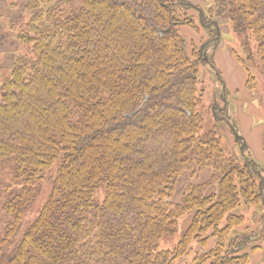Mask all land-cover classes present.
I'll return each mask as SVG.
<instances>
[{"label": "trees", "instance_id": "trees-1", "mask_svg": "<svg viewBox=\"0 0 264 264\" xmlns=\"http://www.w3.org/2000/svg\"><path fill=\"white\" fill-rule=\"evenodd\" d=\"M175 3L28 0L10 23L22 50L0 81V264L250 263L260 245L236 227L264 203V169L240 138L236 155L203 129L199 82L227 23L256 87L264 0H209L191 53L180 28L195 22Z\"/></svg>", "mask_w": 264, "mask_h": 264}, {"label": "rangeland", "instance_id": "rangeland-1", "mask_svg": "<svg viewBox=\"0 0 264 264\" xmlns=\"http://www.w3.org/2000/svg\"><path fill=\"white\" fill-rule=\"evenodd\" d=\"M27 1L0 0V81L8 74L15 55L22 50V46L20 48L16 39L11 36L10 23L23 16V7ZM174 1L176 2L174 4L176 14H188L195 22V27L183 25L180 28L188 43V52L191 53L193 46L198 49L206 41L207 35L204 26L200 22L199 13L200 9L205 12L210 3L209 0ZM251 43L252 50L255 53L256 42L252 39ZM235 51L241 53L238 40L230 30L229 25L223 23L221 24L219 39L209 44L203 51L204 57L210 59V61L202 63L200 67L199 88L202 90V101L199 110L204 118L203 129L216 123L226 150L236 155L241 153L240 146L236 141L237 138H240L242 145L246 146L245 153H250L252 158L264 169V68L260 67V69L254 70L257 85L253 90L248 89L246 87V69L238 61ZM216 106L226 108L229 123L235 129V132L231 130V127L225 121H214L213 109ZM56 165H54L52 172L56 169ZM49 191V184L48 186L45 185L32 212L26 216L24 224L33 219V216L36 215L45 202ZM180 193L181 191L178 190L175 200H178ZM242 212L245 221L236 227V230L239 232L254 231L253 234L257 239L255 241L260 245V247L249 253V264H264V241L261 239V237H264V234H262L263 229H261L264 225V203L250 209L243 208ZM1 217L0 215V225L2 224ZM187 222L188 219L186 218L181 221L178 232L172 238V243L179 238ZM169 245L163 244L162 246L165 248ZM192 247L196 249L197 244L194 242ZM193 255L191 251L185 257L186 259L184 258V261L189 262ZM179 262L180 260L176 264Z\"/></svg>", "mask_w": 264, "mask_h": 264}]
</instances>
